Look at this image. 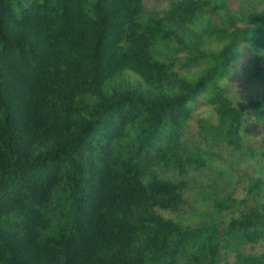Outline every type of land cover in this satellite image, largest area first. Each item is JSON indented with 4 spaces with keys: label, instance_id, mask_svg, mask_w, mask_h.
<instances>
[{
    "label": "trees",
    "instance_id": "1",
    "mask_svg": "<svg viewBox=\"0 0 264 264\" xmlns=\"http://www.w3.org/2000/svg\"><path fill=\"white\" fill-rule=\"evenodd\" d=\"M164 1L0 0V264H264L263 177L213 200L227 223L163 213L188 188L168 172L223 157L184 145L202 101L203 138L241 146L221 78L264 58V0Z\"/></svg>",
    "mask_w": 264,
    "mask_h": 264
},
{
    "label": "rangeland",
    "instance_id": "2",
    "mask_svg": "<svg viewBox=\"0 0 264 264\" xmlns=\"http://www.w3.org/2000/svg\"><path fill=\"white\" fill-rule=\"evenodd\" d=\"M148 11L161 13L168 7L164 0H144ZM215 46L216 42H210ZM251 51L245 46L240 56L233 62L230 73L221 78L228 88V95L234 104L251 110L252 116L245 123L246 130L239 148L228 146L222 142H208L200 133L201 119L217 122V115L212 106L201 102L190 120L187 133L184 136L185 146L193 148L197 144L216 151L223 155L221 159L215 158L209 165L191 168L181 175L172 170L166 176L176 179H185L188 188L185 191L184 203L177 211H164L163 213L177 219L183 225L195 226L202 221H224L225 223L238 215L239 209L218 211L213 200L218 196L232 193L241 199L247 195L249 178L263 177L264 179V122L255 117L256 109L251 107L250 101L258 99L264 101V58L260 63H251ZM253 73V74H251ZM264 201V195L261 196ZM253 246V247H252ZM248 250L260 253L261 244L248 245ZM234 253L229 260L234 262Z\"/></svg>",
    "mask_w": 264,
    "mask_h": 264
}]
</instances>
